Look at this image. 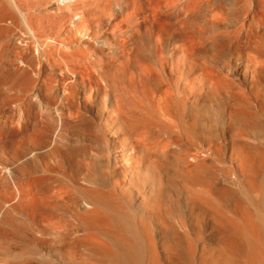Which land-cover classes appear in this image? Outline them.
Instances as JSON below:
<instances>
[{
    "label": "bare ground",
    "instance_id": "6f19581e",
    "mask_svg": "<svg viewBox=\"0 0 264 264\" xmlns=\"http://www.w3.org/2000/svg\"><path fill=\"white\" fill-rule=\"evenodd\" d=\"M2 41L0 213L15 247L0 264H264V0H0ZM243 59L242 82L217 66ZM44 66L61 67L60 88ZM45 102L102 133L113 116L122 142L70 187L38 178L33 199L23 161ZM191 146L207 159L188 163Z\"/></svg>",
    "mask_w": 264,
    "mask_h": 264
},
{
    "label": "rangeland",
    "instance_id": "374dc122",
    "mask_svg": "<svg viewBox=\"0 0 264 264\" xmlns=\"http://www.w3.org/2000/svg\"><path fill=\"white\" fill-rule=\"evenodd\" d=\"M16 21L17 22H15L14 25L13 24L8 25V28L11 26L8 30H10V31H16L17 30L18 32H19V30L21 32H22V30L24 31L25 29H22L24 27H22V25L20 23L21 22L20 18L18 20H16ZM226 25H228V23ZM242 41L245 42V38L244 39L242 38ZM5 43L2 41V42H0V45L4 48V44ZM243 44L244 43H242V45ZM1 46H0V49L2 48ZM30 48H33V46L31 45ZM2 51L3 50H1V52H0L1 54H2ZM31 51H32V49L27 48V52L28 53L26 52V54H31L32 53ZM10 61L12 62V65H13L14 68H19V67L22 68V64L20 62H18V61L13 60V57H10ZM243 61L246 62V60H244V59L243 60H237V63L235 62L233 65L230 66V68H233V69L235 67L234 71H233V69L232 70L227 69L226 67L221 66L219 64L217 66L221 69L222 72H226L229 75H231L232 77H234L235 79H237V81L242 82L243 73H241V72L243 71V64H242ZM47 67H49V66H47ZM47 67L44 66V67L41 68L42 71L40 70L41 71L40 75L45 76L46 78L48 77L49 79L48 78L46 79L47 84L49 86H51L52 89L54 88V90H56V89L61 87L60 86V82H58L60 80V78H59V68H61V67H58V66H57L58 68L56 66H55L56 68L55 67L54 68H52V67L51 68L50 67L47 68ZM54 69H56V70H54ZM3 74H5V71L3 72ZM54 74H56V75H54ZM48 81H49V83H48ZM123 82L126 84V81H123ZM137 82L139 83V81H137ZM100 90H101V92H103V89H100ZM8 92L9 91L6 89V87H1L0 86V95L7 96ZM2 93H4V94H2ZM9 94H10V92L8 93V95ZM111 96H112V94L108 93V96H106V98L109 99ZM249 96L251 98L252 95L249 94ZM103 97H104V93L101 94L99 99L102 100ZM44 98L46 99L45 96H44ZM252 100H254V98ZM44 101H46V100H44ZM46 102H45V105H47ZM254 102H255V100H254ZM51 106H52L51 104H50V106L47 105V107H49L47 109H49V111H52V112H50V113L46 112L47 114H49V115H47V117L48 116H50V117H48V118L45 117L46 116L45 113H44L45 116L42 115L43 113L40 114L41 120L43 118L46 120V121L42 120L44 123H42L43 125L41 124V126H42L41 130L42 131H43V128H44V131L42 132V134L44 133V135H42L40 137V139L39 138L35 139V140L31 139L32 141L28 140V142L26 144V148H25L26 149L25 150V153H26V157L25 158L26 159L24 158L25 161H23V163H25L24 164L25 167L27 166L26 170H25V172L27 171L26 174H25V177H27V179L31 178L29 180H32L33 178L37 179V180H35V182H32V183H35V184H33V186L32 185L28 186L29 188L31 186V190H32V191H28V192H30L29 193L30 196H31L32 193H34L33 199L34 198H36V199H40L41 198V196H42V192H41L42 186L41 187H38V186H40L43 183L42 181L45 179L46 176H47L46 178L57 179V181L55 180L56 184H54V186L58 187V185L60 184L59 185V187H60L64 183L67 187L68 186L70 187V184H72L71 182H73V180L76 179V180H78L80 182L81 178L83 177V175L81 173H84L86 171V167L85 166H87V164L92 163V162H99V161H101V162L103 161L104 162V161H106L105 157H107L108 154L111 153V151L116 152V154H117L120 151V149H121L120 145H121V142H122L121 141L122 137L117 132V129H116L117 128V123L115 122L116 120H114V119L112 120L113 116H109V118L107 116L105 118L106 119L105 121H107V122H105V123H107L106 124L107 128H106V125H105L104 133H102V132L98 131V129H99V128H97L98 121L95 118V116L86 115L84 117V120H80V119H76V116H74V117L70 116L72 112H69L68 109H64L63 108L64 111L61 110V109L59 111H57V109H56V111H55V109L52 108L53 106L52 107ZM255 106L258 107V105H255ZM60 111H61V113H60ZM62 111L64 112V114L62 113ZM59 113H60V115H59ZM42 116H43V118H42ZM76 120L79 121V123ZM57 123H58V125H57ZM29 124L31 125V123H29ZM86 124H89L90 128H92V129L94 127H96V128H94L95 130L93 129L94 131H98V133L102 134V135L104 134L111 141L113 140L112 145L107 144V142L103 141V140H102V142L99 141V140L102 139L101 138L102 135H99L97 132H94L92 130V133H97V135L99 136V139L94 141L93 138H92L93 134H92V137H91L90 134H88V133H90V131L88 130ZM30 125H29V133L32 134L34 127H33V125H31V126ZM54 133H56V134H54ZM51 135H55V137L51 136ZM189 147H190V145H189ZM191 147H192V149L191 148L190 149L192 151H191V154L189 152V156H188V160H187L188 163L190 162L191 164H195V163L197 164L198 162H200V160L202 161L205 158L207 159V157L204 158L202 155H200V154H202V151L198 147H195V146H191ZM197 151L200 152V153L198 154ZM195 153H196V155H195ZM196 157H198V158H196ZM27 160H28V162H27ZM123 166H124V164L120 165L121 168H123ZM33 172H35V173H33ZM38 178H40L39 181H41V184H39V185H37L38 183H40L38 181ZM59 181H60V183H59ZM61 181H63V182H61ZM81 183H82V181H81ZM57 187H55V188H57ZM37 188H39V189H37ZM40 188H41V190H40ZM33 189H34V191H33ZM13 201L15 203H13ZM13 201L12 200L10 201V203L12 202L11 203L12 205L10 204V207H12L15 204L16 205L18 204V201L16 199H14V197H13ZM19 211L21 212L20 209H19ZM2 213H4V214L2 215L0 213V215H1L0 216V229L2 228V231L5 232V233L2 234L3 232L0 230V237L2 235L5 236V237L3 238V236H2L0 238V242H2L4 240V243L2 242V244L1 243L0 244H1V246L4 245L5 247H7V245H9L8 246L9 248L10 247H15L14 244H13L15 241L14 242L11 241L12 244H10V241H7V239H6V242H5L6 234H9L10 238H12V239H13V235L14 234L12 235V231L10 230V228H8L9 226L4 221L5 220V216H6L5 211L2 212ZM25 217L26 216H24V213L22 211L21 214L18 213L17 215H16L15 212H13L11 218H13L14 224L15 223L18 224L20 221H16V220H21L22 222H24L25 221L24 220ZM3 223H5V224H3ZM20 224H21V222H20ZM47 226L51 227L50 224H48ZM7 230L8 231L10 230L9 233H7L8 232ZM51 231H52L51 233L53 235L52 234H50V235L48 234V235H44V237L41 236V237H43L41 239L45 240L46 243H48V242L50 243L51 241H55L57 239V235H59L58 230L54 229V230H51ZM1 246H0V248L2 249L4 246L3 247H1ZM5 247L3 248V250L0 249V258L1 259H5L4 256H8L7 254L11 253L10 249L6 248L7 249L6 250ZM54 258L57 259L58 261L61 259V257H59V256H54ZM89 258H88L89 261L92 262V263L89 262L90 264H100V263L102 264L103 263V261H102L103 258L100 255L95 254L94 252L93 253L91 252V254L89 255ZM61 263H62V260H61Z\"/></svg>",
    "mask_w": 264,
    "mask_h": 264
}]
</instances>
